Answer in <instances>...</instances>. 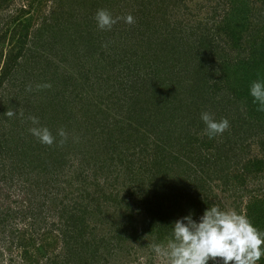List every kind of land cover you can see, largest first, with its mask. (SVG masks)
<instances>
[{
	"label": "rangeland",
	"instance_id": "1",
	"mask_svg": "<svg viewBox=\"0 0 264 264\" xmlns=\"http://www.w3.org/2000/svg\"><path fill=\"white\" fill-rule=\"evenodd\" d=\"M76 1L10 0L7 7L0 11V34L8 32L6 40L0 43V53L3 52V55L0 54L2 74L3 60L12 48L17 52L24 46L28 47V43L17 44L21 28L14 26L19 21L29 24L30 29H35L46 15L52 21L54 15H60V9L78 6L74 17L66 22L69 26H64L68 30L66 33L71 34L66 38L67 49L61 52L56 44L55 51L50 53L48 47L51 45L48 41L41 39L36 43L38 59L44 63L40 67L45 66L50 71L49 78H56V82H49V86L40 67L35 73H30L28 69L31 68L21 53L12 73L0 85V264H54L59 258L63 259L70 248L76 252V259L71 264H167L166 258L158 257L152 250V245L157 243L156 237L153 238L149 232H143L142 229L144 216L138 212L140 199L146 197L142 186L130 185L126 179L127 170L115 160L99 154L104 146L102 139H105L100 134L101 129L115 119L114 115L117 119L122 117L117 110L120 100L117 96L120 92L115 91L117 86L108 87L105 79L111 67L106 66L107 60H104L103 54L111 53L110 57L115 58L112 47L105 45L114 44L109 41V35H105L108 30L99 29L96 21L91 24L81 18L85 16L86 9L81 0ZM166 5L173 22L183 20L182 23L190 27L192 24L202 29L208 27L211 34L218 37H221V27L230 19L232 29L234 26H237V29L243 28V22L249 24L241 46L254 45V40L264 31V0H168ZM123 11H126V8H123ZM80 24L82 33L92 32L96 37L99 36V40L97 38L93 45H102L99 47L100 51L94 54L86 50L74 53L72 46L81 43L75 40L76 34L74 35ZM16 29L17 32L12 33L14 39L11 40V32ZM222 34L224 35L220 45H232L229 40L226 42L225 39L228 38L225 32ZM97 48L94 47L93 50ZM213 50L215 51V48ZM218 51L221 54V46ZM42 85L49 87L48 92L52 95L43 98L39 90ZM54 99L57 102L55 105L60 102L61 105L65 100L66 103L61 107L49 108L50 116L42 113ZM115 101L117 108L113 105ZM105 111L109 113V118L112 117V121L103 120L102 114ZM7 112H14L16 115L9 117ZM59 112L62 114L56 115ZM90 113L95 123L102 121L99 127L92 119L93 125L91 121L87 122ZM32 116L39 119V125L32 123ZM51 118H57L59 124L53 126L54 121ZM40 126L47 127L55 137L51 146L43 145L29 131L32 127ZM61 129L66 133V137L58 134ZM140 132L144 137H133L136 143L141 142L142 147H145V143L156 145L158 139L149 129L143 126ZM89 140L97 144L92 145ZM58 142L60 144L57 145ZM254 142L250 139L242 144L246 152L243 151L239 158L244 159L245 155L249 158L264 155L258 143ZM164 145L160 146V150L168 152L169 157L172 151H175L172 152L174 155L177 153L178 149ZM56 149L69 151V155H66L69 163L58 169L57 164L50 161V153ZM121 150L122 145L116 146L115 157L127 156V151ZM134 151L141 153L137 148ZM144 151L149 153L147 149ZM220 166L221 159L216 163L201 162L192 173L195 174L202 167L203 176H213L209 181L214 200L211 207L236 211L235 204H244L249 197L247 192L241 191L234 183L227 186L223 183L221 186L214 184L220 182L215 180L217 177L214 176L221 172L218 170ZM69 168V175L75 172L81 176L69 182ZM229 170L232 174L236 171L232 168ZM229 170L227 169L228 172ZM96 184L100 185L101 190H97ZM259 186H264L263 173L248 182L246 189L251 191L256 187L259 189ZM263 192L264 190L260 194ZM197 216L193 214V218L198 221L200 217ZM129 220L138 225L135 231L132 230V225L128 226ZM66 228H69V232ZM79 229H82L81 240L72 238L69 240L70 246L67 247L66 235L72 232L74 234V231ZM123 236L125 238L120 240ZM20 240L26 241L27 247L17 245ZM87 243L96 251L94 254L83 248ZM166 243L165 241L160 244ZM25 249L28 252L26 256L32 257H25ZM217 261L222 264L220 258H217ZM209 264L213 262L210 261Z\"/></svg>",
	"mask_w": 264,
	"mask_h": 264
},
{
	"label": "trees",
	"instance_id": "2",
	"mask_svg": "<svg viewBox=\"0 0 264 264\" xmlns=\"http://www.w3.org/2000/svg\"><path fill=\"white\" fill-rule=\"evenodd\" d=\"M78 1L80 0L76 2ZM81 1L86 9L85 16L81 18L91 24L96 21L95 16L100 9L108 10L113 17H126L129 14L134 17L132 24L119 19L105 34L107 37L109 35V41L114 44L105 46L112 47L115 57L111 58V53L108 55L102 53L104 60H107L106 66L111 67L105 79L109 84L108 87L117 86L115 91L120 92L117 96L120 99L119 107L117 108L116 101L113 105L120 111L122 117L117 119L114 115L115 119L112 121L109 113L103 112V120L110 119L112 122L101 129L100 134L105 138L102 139L104 146L100 149L102 153L97 152L104 154L110 160H115L127 170L126 179L130 185L142 186V190L145 191L146 197L140 199L138 211L144 216L143 232L147 231L153 238L156 237L157 243L167 242L171 226L176 220L190 214L202 216L214 201L212 189L209 188V181L213 176L208 173L203 176L202 167L195 174L192 171H195L194 168L201 162L216 163L218 159H221V166L218 169L221 172L214 176L217 177L215 180L220 182L214 184L221 186L223 183L227 186L234 183L241 191L247 192L249 197L247 201L244 204H235L236 212L246 215L258 229L264 232V192L260 194L264 186H259V189L256 187L251 191L246 189L248 182L261 173L264 175V155L251 158L245 155L244 159L239 158L246 152L242 144L250 139L258 143L264 153V108L258 102H254V98L250 95L253 81L264 82V31L254 40V45L241 46L244 32L249 28V24L243 22V28L237 29V26H234L232 29L233 24L230 23L232 19H230L221 27V37L225 32L228 38L225 39L226 42L229 40L232 45H220L221 37L211 34V29L208 27L202 29L195 24L190 27L182 23L183 20L173 22L166 8L168 0ZM9 3L10 0H0V11ZM218 7L217 5L216 8ZM77 8L78 6H66L60 9V15L55 17L53 14L52 21L46 15L35 29H30L29 24L19 21L14 26L17 29L21 28L17 44L28 43V47L24 46L17 52L12 48L6 55L1 69L0 85L12 73L21 53L31 68L28 69L30 73L33 71L35 73V70L44 64L40 62V58L38 59L35 49L36 43L41 39L50 43L51 46L48 47L50 53L55 51L57 45L61 52L67 49L66 38L71 34L66 33L68 30L64 26H69L66 22L74 17ZM123 8H126V11H123ZM17 29L11 34L17 32ZM82 29L80 24L77 32L74 31L75 40L81 41L77 46H72L74 53L86 50L94 54L100 51L99 47L102 45H93L97 38L99 40V36L96 37L92 32L82 33ZM7 36V31L1 33L0 43L5 41ZM10 39H14L13 34ZM220 46L221 54L218 51ZM94 47L98 48L93 50ZM0 54L3 55V52ZM40 70L43 71L42 75L46 77L48 85L51 81L53 84L56 82V78H49L50 71L45 66L40 67ZM48 88L44 85L40 86L39 90L43 98L52 95L48 92ZM74 92L72 90V93ZM56 103L55 99L48 103V107L44 108L42 113L50 116L48 109L64 106L66 100L61 105V102L55 105ZM203 112L212 114L216 120L227 118L230 123L229 128L223 134L209 138L205 131L206 125L201 120ZM60 114L62 112L56 115ZM51 119L54 121L53 126L59 124L57 118ZM91 119L95 123L92 114L87 122ZM92 121L91 125H93ZM95 124L99 127L102 121ZM143 126L158 139L155 146L145 143V147H142L141 142L134 141L136 137H144L140 132ZM90 143L97 144L95 141ZM164 144L178 149L177 153L174 155L172 152L175 151L169 152L171 155L169 157L168 152L160 150V146H165ZM119 145H122L121 152L127 151L126 157H115L114 150L116 151V146ZM73 147L75 150V145ZM136 148L141 153L134 151ZM145 149L149 151L148 154L145 153ZM50 154L52 156L50 161L57 164V169L69 163L68 157L66 158L69 151L56 149ZM230 168L236 171L232 174ZM69 170L70 168L67 177L69 182L81 176L80 173L75 172L69 175L71 172ZM95 187L101 190L99 184ZM102 195L106 196L103 193ZM134 215L135 212L131 215L132 218ZM130 225L132 230L137 229L138 225L132 220L128 221V226ZM66 230L69 232V228ZM81 231L82 229H79L74 231V234L72 232L66 235L67 247L70 246L69 240L72 238H76V241L81 240ZM138 236L144 239L141 235ZM124 238L125 236L120 240ZM22 240L16 244L27 247L26 241ZM144 242L146 244V241ZM88 244L83 248L94 254L96 251ZM83 248L82 250L85 251ZM67 253L63 259L59 258L53 263L74 262L76 252L70 248ZM27 254L25 249V257H32L26 256ZM259 264H264V257Z\"/></svg>",
	"mask_w": 264,
	"mask_h": 264
},
{
	"label": "clouds",
	"instance_id": "3",
	"mask_svg": "<svg viewBox=\"0 0 264 264\" xmlns=\"http://www.w3.org/2000/svg\"><path fill=\"white\" fill-rule=\"evenodd\" d=\"M95 19L101 30H111L119 19L128 24L134 23L131 14L113 17L105 9L98 10ZM250 95L264 108V82L253 81ZM6 114L9 117L16 115L14 112ZM30 119L34 125H39L37 117ZM201 120L206 125L209 138L223 134L230 126L227 118L216 120L208 112L201 113ZM29 131L43 144L51 145L55 141L47 127H32ZM58 134L66 137L63 129ZM152 250L158 257L166 258L167 264H209L210 261L219 264L217 258L222 264H258L264 257V232L246 215L213 206L207 208L198 221L191 214L176 220L171 226L167 243L153 244Z\"/></svg>",
	"mask_w": 264,
	"mask_h": 264
}]
</instances>
